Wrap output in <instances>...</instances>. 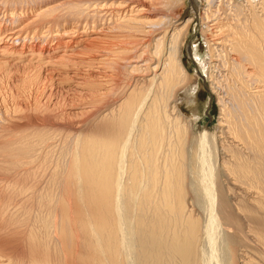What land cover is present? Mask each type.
I'll return each mask as SVG.
<instances>
[{
	"label": "bare ground",
	"instance_id": "6f19581e",
	"mask_svg": "<svg viewBox=\"0 0 264 264\" xmlns=\"http://www.w3.org/2000/svg\"><path fill=\"white\" fill-rule=\"evenodd\" d=\"M185 1L0 0V264H264V0Z\"/></svg>",
	"mask_w": 264,
	"mask_h": 264
},
{
	"label": "rangeland",
	"instance_id": "374dc122",
	"mask_svg": "<svg viewBox=\"0 0 264 264\" xmlns=\"http://www.w3.org/2000/svg\"><path fill=\"white\" fill-rule=\"evenodd\" d=\"M218 10H217V12H218ZM217 12H215V14ZM178 13H180V14L183 13L185 16H189L190 14L193 15L192 11H191V4H190L189 0L185 1L184 7L179 8ZM200 17H201L200 14H197L196 12L194 13V21H193L192 26L189 30V33H188L189 36H187V43H188V47L190 49H192L193 47H199L200 52L202 54H204L206 52V49H205V43L203 41L204 38L202 36L203 33H201L202 28L200 25L201 24L200 23V19H201ZM35 41H37V40H35ZM191 53H192L191 51L186 50L184 52L183 61L185 62L184 64L186 65V67L189 69V73L192 75V78H194L193 80H196V82H197V90H196L195 96H190L186 92H184V99L181 101V103H179L180 104L179 106H180V109L183 112V114H185L187 116L191 115V116H193V118H195L197 113L201 114L200 118L197 120L198 129H201L202 127L212 129L214 126H216L217 118L219 115V107L217 104V99H216V96L210 90V83H209V79L207 77V71L200 68V66L196 63L194 58H192ZM6 72H8L9 74ZM11 72L14 73V74H12L13 76L10 75ZM15 72L14 71H6V70L4 72L3 69L0 70V111H2V113H4V115H2V113L0 115L5 117L9 113V116H11V118L9 116H7V119H8V117H9V119H12L15 116H16L15 118H18L21 115L20 112H17L16 115L12 112L13 111L12 109H13V107H15V104L16 105H20V104L25 105V104H23L24 103L23 101H21V103H20V100L17 96H16V98L13 97L14 95H17V89H16V83L17 82L15 79H17V76L19 75V73H15ZM10 76H12V77H10ZM14 83H15V85H14ZM9 93H10V96H9ZM4 95L7 97L6 103L4 101V103L6 105H4L2 103L3 102L2 97L4 98ZM25 102H27V101H25ZM2 104L4 105V107L7 106L6 108H8L9 110L4 108ZM4 109L6 110L7 115L5 114ZM13 114L15 116L12 117ZM35 114H37V113H35ZM35 114H33V112H31V110H27L24 113H22V115H23V116H21L22 118L19 117L18 119H15V118L12 119L14 121H17L16 123L14 121H11V123L9 122V124H11L10 126L12 128V126H14L15 124H17L20 121L22 123V121L25 122L26 119L33 118V115L35 116ZM25 116H27V117H25ZM28 116H30V117L28 118ZM23 117H25V118H23ZM39 117H41V116L39 115ZM72 120H74V119H72ZM65 121H66V119H65ZM67 121H68V123L72 122L71 118L68 119ZM69 121H71V122H69ZM4 235L5 234H3V236ZM0 238H2V236Z\"/></svg>",
	"mask_w": 264,
	"mask_h": 264
}]
</instances>
